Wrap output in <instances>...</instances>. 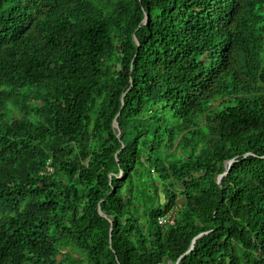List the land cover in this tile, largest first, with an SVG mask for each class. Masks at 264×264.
<instances>
[{
  "label": "trees",
  "instance_id": "16d2710c",
  "mask_svg": "<svg viewBox=\"0 0 264 264\" xmlns=\"http://www.w3.org/2000/svg\"><path fill=\"white\" fill-rule=\"evenodd\" d=\"M178 262L264 264V0H0V264Z\"/></svg>",
  "mask_w": 264,
  "mask_h": 264
},
{
  "label": "water",
  "instance_id": "95a60500",
  "mask_svg": "<svg viewBox=\"0 0 264 264\" xmlns=\"http://www.w3.org/2000/svg\"><path fill=\"white\" fill-rule=\"evenodd\" d=\"M137 41V40H136ZM138 42V41H137ZM138 45H139V42H138ZM124 102V101H123ZM114 128L118 131V136L120 137L121 136V129H120V127H119V123H118V121H117V119H115L114 120ZM123 144V143H122ZM124 148V144H123V146H122V149ZM234 163V161H229V163H228V171H229V169L231 168V166H232V164ZM228 171L223 175V176H225V175H227L228 174ZM223 176H222V178H223ZM221 178V179H222ZM99 213L103 216V217H105V218H108L107 217V215H105L104 214V212L101 210V209H99ZM110 222H111V224H112V226H113V220H110ZM204 234H201V235H199L198 237H196L194 240H193V243H192V245H191V247H190V249H189V251L187 252V253H189V252H191L193 249H194V247H195V244L197 243V240H198V238H200V237H202ZM185 256V255H184ZM183 256V257H184ZM183 257H181L180 258V260L183 258ZM179 260V261H180ZM177 264H179V262L177 263Z\"/></svg>",
  "mask_w": 264,
  "mask_h": 264
},
{
  "label": "built area",
  "instance_id": "2783aa9c",
  "mask_svg": "<svg viewBox=\"0 0 264 264\" xmlns=\"http://www.w3.org/2000/svg\"><path fill=\"white\" fill-rule=\"evenodd\" d=\"M165 223H166V218L165 217L161 218L160 224H165Z\"/></svg>",
  "mask_w": 264,
  "mask_h": 264
},
{
  "label": "rangeland",
  "instance_id": "374dc122",
  "mask_svg": "<svg viewBox=\"0 0 264 264\" xmlns=\"http://www.w3.org/2000/svg\"><path fill=\"white\" fill-rule=\"evenodd\" d=\"M60 258V257H59Z\"/></svg>",
  "mask_w": 264,
  "mask_h": 264
}]
</instances>
